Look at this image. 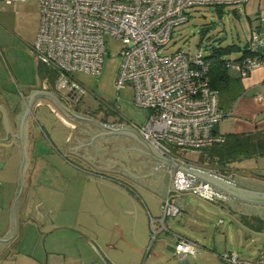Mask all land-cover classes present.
<instances>
[{"label": "crops", "instance_id": "0c3cea01", "mask_svg": "<svg viewBox=\"0 0 264 264\" xmlns=\"http://www.w3.org/2000/svg\"><path fill=\"white\" fill-rule=\"evenodd\" d=\"M3 4H14L19 17L15 20L11 16L8 19L4 17ZM28 8L34 10L36 21V30L30 42L25 40L26 49L32 52L40 24L38 0L10 3L0 0V40L7 52L9 49L14 50L7 40L8 34H13L23 42L26 15L30 13ZM259 34L264 37V31L260 28ZM47 73L38 82L34 79L24 81V91L19 95L9 88H2L4 82L1 72L0 139L3 138L4 127L11 126L13 134L19 129L12 110L19 104L16 108L21 114L24 113V101L27 102V96L33 90L48 91L72 112L112 125L97 117L101 116L137 131L135 125L139 124L110 115L105 108L93 109L88 103L86 92L74 100L69 94L58 90L54 82L55 74L51 71ZM229 73L232 77H239L240 93L231 105L222 109L225 114L214 127L216 133L224 135L264 130V101L259 98L264 90V68H256L244 77L233 70H229ZM54 96L36 93L29 101L32 118L21 127L25 149V163L21 170L23 189L14 210V234L4 246L0 242V264H104L88 244L90 238L117 264H136L143 250L149 247L153 229L157 231L155 251H148V258L151 255L152 261L162 254L164 244H171V254L182 264L188 263L189 257L195 258L198 246L193 254H188L184 259L175 253L177 235L196 243L198 239L174 229L173 217H184L181 225L194 233L193 227L201 224L203 214L207 212L200 201H217H208L190 192H173L172 197L181 203V209L165 219V230L160 229L155 219L161 215V204L167 194L171 173L176 168L160 163L141 142L125 133L98 135L92 140L93 147L89 142L91 137L111 128L67 113ZM6 115L8 121L5 122ZM83 142L89 143L81 145ZM182 160L185 164L211 173L217 167L208 164L207 160L198 163L190 159ZM16 164L20 169V159ZM232 166L230 164L221 176L247 188L264 191V175L247 168L250 172L240 176ZM17 192L18 188L14 193ZM28 192L37 195L35 204L41 199L46 201L52 222L38 224L23 220L22 203ZM187 197L193 199L188 201ZM9 199H13V195ZM221 202L229 205L242 203L229 198ZM40 208L42 212L46 211L43 204ZM5 210L8 219L5 225L0 224V238L10 236L13 230L11 208L7 206Z\"/></svg>", "mask_w": 264, "mask_h": 264}, {"label": "built area", "instance_id": "2783aa9c", "mask_svg": "<svg viewBox=\"0 0 264 264\" xmlns=\"http://www.w3.org/2000/svg\"><path fill=\"white\" fill-rule=\"evenodd\" d=\"M247 1L38 0L40 24L32 53L38 65L55 74L56 88L78 100L86 89L72 73L100 74L105 38L119 39L121 59L114 88H132V104L145 113L143 122L135 125L140 136L162 155L183 163L172 147L200 150L224 142V136L214 132L224 113L219 108L218 91L210 87L209 62L202 51L189 55L183 50L160 53V49L170 42L173 29L189 20L192 7L233 6ZM247 49L250 55L226 61V67L242 77L255 68H264V37L257 29L252 31ZM259 98L264 101V90ZM212 173L222 175L216 168ZM192 180L196 185L187 186ZM173 192H190L208 201L227 199L208 183L175 169L161 215L155 219L162 230L166 229L165 219L181 209ZM152 232L154 236L157 233L155 229ZM197 246L177 235L174 249L184 259ZM220 258L222 264H264V251L250 260L240 259L233 252Z\"/></svg>", "mask_w": 264, "mask_h": 264}, {"label": "rangeland", "instance_id": "374dc122", "mask_svg": "<svg viewBox=\"0 0 264 264\" xmlns=\"http://www.w3.org/2000/svg\"><path fill=\"white\" fill-rule=\"evenodd\" d=\"M3 8L5 10L2 9V15L7 19L10 16L12 20L19 17L16 15L14 4H3ZM234 8L237 9V15L232 12ZM28 11H30L29 8ZM189 13V20L173 29L170 42L160 49V53L183 50L192 55L201 50L206 55L213 47L234 43L240 47V50L231 52L225 58L235 59L241 55L252 29L259 27L264 31V20H262L264 18V0H248L244 4L224 6L222 16H218L214 7L210 6L192 7ZM35 23L34 10L31 9L30 13L26 15V30L24 31L26 35L23 42L13 34L7 36V40L14 50L9 49L7 52L0 40V76L2 72L4 82L2 88H9L19 95L24 91V81L34 79L38 82L39 79L41 80L48 74L47 71L49 70L36 64L33 53L26 49V41L30 42L32 33L36 30ZM208 24H211V27L202 34V29ZM121 48L122 43L119 39L107 36L100 74L73 72L72 75L86 89L85 94L88 103L93 109L105 108L108 109L110 115L119 119L141 124L145 113L132 104V88L127 86L120 91L114 88V79L121 59ZM172 150L177 157L182 159H200V152L197 149L175 146L172 147ZM252 158L232 162L233 170L240 176H245L244 172L248 173L249 170H256L257 173L264 175V158H257L256 162L255 157ZM247 168L251 169L248 170ZM251 173L254 174V172ZM13 177V173L7 170L2 173V178L5 180ZM21 185L23 189V182ZM187 198L188 201L193 199ZM216 201L209 203L200 201L202 208L207 212H204L201 224L199 223L198 227H193L194 233L181 225L184 223V217L180 215L173 217L175 219L173 222L174 229L179 232H186V234L188 233L198 239L196 256L195 258L189 257L186 264H222L220 256L227 252L235 253L240 259L257 258L264 251V220L259 214H243L240 203L229 205L220 200ZM194 202L197 203V201ZM9 211L11 213V210ZM7 219L8 212L5 210L0 219V224L5 225ZM179 219L180 223H177ZM150 236L149 247L143 250L136 264H182L176 256L171 254V244H164L162 254L158 255L154 261H152L151 255L148 258L149 249L151 253L155 251L156 244V235L154 236L152 233ZM159 250L160 248L157 249L158 253Z\"/></svg>", "mask_w": 264, "mask_h": 264}, {"label": "water", "instance_id": "95a60500", "mask_svg": "<svg viewBox=\"0 0 264 264\" xmlns=\"http://www.w3.org/2000/svg\"><path fill=\"white\" fill-rule=\"evenodd\" d=\"M36 93H46V94H50V95L54 96L53 94L49 93L48 91L33 90L27 96V102L24 101L25 116H23V118L21 119L20 127H19L21 164H20V169H19V174H18V193L15 196V198L13 197L14 199H9V197L12 196V192L10 190V185L12 184L13 181L11 178H6L7 179L6 180L7 186L5 185L4 192H3V195L1 198L2 205H0V219L2 218V214H4V211L7 208V206L9 207V205H10L11 215H12V220H13V230H12L10 236H8L6 238H0V242H2V244H1L2 246H4L9 241V239L13 236L14 231H15L14 210L16 207L17 199L22 192L21 170H22L23 164L25 163V152H24V142H23L24 138L22 137L23 135L21 136V133H22L21 127H22V125L27 124V122L29 120V116L31 115L29 101H30V98ZM56 100L59 102L58 105L60 107H62L63 110L66 111L67 113H72L76 117L85 118V119H88V120L95 122L98 125L111 128V130H109L107 132L106 131H100V132L95 133V135L93 137H91V140L89 141V142H91V144H92V140L96 136L101 135V134H111V133L128 134L131 137L138 140L139 142H141L148 149V151L150 153H153V155L160 161V163H166L167 165H170L171 167H174L176 169L181 170L185 174H188L190 176L195 177L198 180H201L205 183H208L209 185H211L215 189H217L220 192H222L223 194H225L227 196V198H229V199H234V200L243 202V203H240L243 214H252V213L259 214L261 219L264 220V191H257V190L247 188V187L242 186V185H240L234 181H230L229 179H227L225 177H222V176L216 175L214 173H211L209 171H206V170H203V169H200V168L179 162L177 160H174V159L172 160L168 157H165V156L159 154L157 152V150L150 143H148L146 140H144L142 137H140L138 132L133 130L132 128L117 124L113 121L107 120L101 116L96 115L99 119H101L105 122H110V123H112V125H108V124L98 122V121L90 118L89 116L68 110V108H66L65 105H63L61 101H59L57 98H56ZM18 105L19 104H17L13 110H16V107H18ZM9 134L10 133L8 131V135ZM2 142L4 144H0V151L4 154H5V152H7V158L9 160H11V162H12L16 156L15 155L16 150L14 149V143L8 144V142H9L8 140L2 141ZM89 142H83L81 145H86ZM81 145H79V146H81ZM92 146L95 147L93 144H92ZM73 147L76 148L78 146H73ZM98 152H99V149H98ZM7 171L12 173L13 166L11 165V168H9ZM143 176H145V175H143ZM189 185H196V184L193 181V183L187 184V186H189ZM34 192H35V190H34ZM36 198H37L36 194L30 195L29 192L24 197V201L22 203V210H23V214H24L23 220L24 221L30 220L31 222H37L38 224H44L43 222H46V221L52 222L53 220L51 219V216H50L48 204L46 203V201L44 199H41L39 201V203L35 204L34 201L36 200ZM244 203H248L251 205L244 204ZM5 204H7V205H5ZM41 204H43L46 207L45 212H42V210L40 208ZM253 205H258V206H253ZM88 244L91 246V248L94 250V252L97 254V256L100 258V260L104 264H117L115 261H113L107 255V253L103 250V248L94 239L90 238L88 240Z\"/></svg>", "mask_w": 264, "mask_h": 264}, {"label": "trees", "instance_id": "16d2710c", "mask_svg": "<svg viewBox=\"0 0 264 264\" xmlns=\"http://www.w3.org/2000/svg\"><path fill=\"white\" fill-rule=\"evenodd\" d=\"M218 16H222L224 13L223 5L213 6ZM232 12L237 15V9H232ZM264 20V18H262ZM211 24H208L202 29V34L206 31ZM258 30L256 27L251 30ZM250 33V36H251ZM250 36L246 39L245 45L242 49V53L238 58L232 60L242 59L246 55H250L251 52L247 49ZM240 50L238 45L234 43L226 46L213 47L208 54L205 55L209 62L208 77L210 87L216 89L219 93V108L221 111L226 105L232 104L240 93L239 77H232L229 73V68L226 67V61L231 60L225 58L233 51ZM225 114V111H223ZM214 132L216 133L215 129ZM224 142L214 143L211 146L202 148L200 151V159L195 162H205L208 164H214L216 169L221 173H226L227 168L234 161H239L244 158H252L264 156V130H254L247 133H227L224 134Z\"/></svg>", "mask_w": 264, "mask_h": 264}, {"label": "flooded vegetation", "instance_id": "af4514ba", "mask_svg": "<svg viewBox=\"0 0 264 264\" xmlns=\"http://www.w3.org/2000/svg\"><path fill=\"white\" fill-rule=\"evenodd\" d=\"M12 114H14V117H15L14 120L16 122L18 121L17 125H19V127H20V122H21V119L23 118V116H25V112L21 114L19 112V109L16 108V110H12ZM31 118H32V114L29 116V119H31ZM6 121H8L7 115L5 117V122ZM2 130H3V138L0 139V144H4L2 141H6V140L9 141L8 144L14 143V149L16 150L15 151L16 152V154H15L16 160H13L11 162V160H9L7 158V152H5V154H4L0 151V205H2L1 198H2V195L4 192L5 185L7 186L6 180L2 178L3 171L11 168V165L12 166L15 165V166H13V171H12V173L14 175V177L12 178L13 182L10 185V190L12 192L13 197L15 198L16 193H14V192L17 191V188H18V174H19V167L17 166L16 161H18L20 159V164H21V158H19V157H21L20 142H19L20 130L17 128L16 133L13 134L11 126H9V125L6 128L4 127ZM8 131L10 133L9 135H8ZM24 152H25V149H24ZM17 153L18 154L20 153L19 156H17Z\"/></svg>", "mask_w": 264, "mask_h": 264}]
</instances>
